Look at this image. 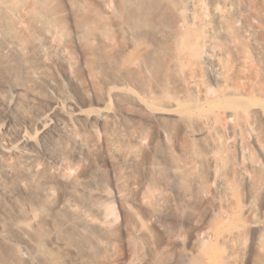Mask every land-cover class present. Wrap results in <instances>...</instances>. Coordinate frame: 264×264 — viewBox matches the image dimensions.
<instances>
[{
  "label": "bare ground",
  "instance_id": "bare-ground-1",
  "mask_svg": "<svg viewBox=\"0 0 264 264\" xmlns=\"http://www.w3.org/2000/svg\"><path fill=\"white\" fill-rule=\"evenodd\" d=\"M163 11L159 0H0V264H115L118 250L132 264H168L171 252L176 264H198L167 231L190 218V171L164 174L138 139L120 134L115 113L85 114L71 62L78 45L93 55L87 67L98 96L106 95L99 83L122 74L142 83ZM116 96L117 110L130 103ZM100 121L113 192L91 156Z\"/></svg>",
  "mask_w": 264,
  "mask_h": 264
},
{
  "label": "rangeland",
  "instance_id": "rangeland-1",
  "mask_svg": "<svg viewBox=\"0 0 264 264\" xmlns=\"http://www.w3.org/2000/svg\"><path fill=\"white\" fill-rule=\"evenodd\" d=\"M159 1L165 11L157 18L142 83L124 74L119 83H99L98 77L106 94L98 96L87 67L93 55L75 48L74 75L86 92L80 109L115 113L120 134L130 144L138 139L164 174L173 176L176 166L190 171L195 196L184 206L190 218L179 227L168 224L167 231L184 239L198 264H264V0ZM67 29L74 38L73 24ZM116 94H127L130 103L117 110ZM95 131L91 156L113 192L101 121ZM140 164L131 168L133 182ZM166 193L170 202L176 199L175 192ZM120 251L115 264H132ZM168 259L176 264L174 252Z\"/></svg>",
  "mask_w": 264,
  "mask_h": 264
}]
</instances>
